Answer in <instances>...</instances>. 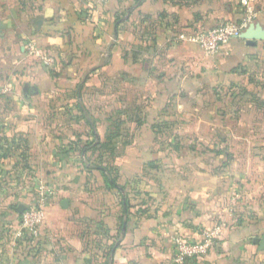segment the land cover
Instances as JSON below:
<instances>
[{"label":"rangeland","instance_id":"1","mask_svg":"<svg viewBox=\"0 0 264 264\" xmlns=\"http://www.w3.org/2000/svg\"><path fill=\"white\" fill-rule=\"evenodd\" d=\"M11 1L0 0V19L7 18L12 31L31 34L29 21L22 22L17 18L21 15L16 13L11 16L9 8H15ZM226 1L217 0L215 6L212 0L211 6L216 12L197 30L233 22L221 18ZM36 6L42 9L44 4ZM18 8L21 13V7ZM247 8L243 10V17L248 13ZM215 14H218L217 19ZM142 23L137 31L139 42L121 47V54L128 60L123 59L125 64L121 66L120 74L112 59L115 45L105 47L104 71L99 73L97 66L103 62H97L95 56L94 62L86 65L85 60L82 61L84 56H80L83 46L77 51L72 36L66 40L63 50L73 52L71 54L77 57L64 56L65 63L57 61L55 67L45 64L54 74L62 75L59 84L83 88L80 93L74 89L54 94L53 100L72 101L74 107L56 111L61 115H66L67 111L68 117L53 121L51 126L54 134L66 136L56 145L64 151L59 158L61 170L65 166L69 170H63L62 174L58 172L56 176L64 180L61 188L66 187L59 191L75 203L74 217L83 230L89 255L96 259L98 250L104 248V264H110L113 248L121 229L129 222V214L153 217L161 211L156 196L163 193L162 182L168 185L170 176L175 174L192 179L199 172L202 186L208 191L211 188L209 197L217 204L219 213L208 228L225 224L227 230L246 223L253 229L264 230V62L255 63L246 70L245 67L237 68V74L230 77L217 76L212 67L196 66V61L194 66L188 60L189 54L198 56L201 63L208 59L192 44L191 53H185L179 64L183 68L185 88L170 93L168 105L161 108L159 72L163 62L159 52L164 45L162 47L151 39L150 31H156L151 28L152 22L142 18ZM184 30L185 33L194 32L188 28ZM147 35L150 39L145 41ZM23 37V43H26L22 58L29 62L24 69L21 63L23 66L20 65L18 71L26 70L29 74L31 69L36 71L35 67L44 65L40 57L29 54V45H36L42 55L50 58L57 57L60 52L57 49L53 54V45H45L48 43L41 38L29 41V35ZM153 52L156 60L152 61L147 54ZM129 59H133L138 69L146 71L148 76L145 77L143 72L134 76L129 71ZM17 60L8 54L0 61V164L14 162L7 170L0 166V202L15 197V204L23 203L27 209H37L45 198L43 209L46 211L55 196L51 187L53 157L47 159V165L51 167L46 170L35 168L29 139L20 135L14 126L4 124L7 117L18 114L15 110L14 114L9 113L3 102L34 100L31 98V88L36 86L34 82L28 83L31 90L24 92L25 96L20 95L21 98L13 90L8 91L9 84L4 83L7 68L17 66ZM69 61L72 62L66 65ZM135 80L140 87L134 85ZM149 84L153 89L146 93ZM153 104L155 108H151ZM103 214L105 220L98 221ZM19 218L21 222L22 216ZM115 228L118 229L116 232ZM17 234L21 243L37 246L41 241V233L38 237H23L18 231Z\"/></svg>","mask_w":264,"mask_h":264},{"label":"crops","instance_id":"2","mask_svg":"<svg viewBox=\"0 0 264 264\" xmlns=\"http://www.w3.org/2000/svg\"><path fill=\"white\" fill-rule=\"evenodd\" d=\"M205 1L12 0L10 3L15 5V8H9V12L13 17L15 13L21 15L17 18L22 22L29 21L32 28L31 34L24 33L30 36L29 41H35L38 37L44 43H48L45 45H53V54L57 49L60 50L57 57L53 56L56 63L57 61L58 63L63 62L64 56L67 58V55H72L73 52L68 53L67 50H63L67 43L66 40L72 36L74 38L72 43L77 47V51L80 46H83L80 56H84L82 61L85 60L86 65L93 63L95 56L97 62H103L97 66L99 73L104 71L107 55L105 47L115 45L116 47L112 49L114 51L112 59L120 74L121 66L128 60L125 54H121V47L123 44L130 43L133 46L139 42L137 31L143 25L142 18L147 22H152L151 28H156V31H150L151 39H155L156 43L161 46L164 45L159 52L163 62L159 72L161 108H163L169 103L167 100L170 93H177L185 88L183 68H180L179 64L183 61L181 59L184 58L185 53H191L192 44L180 41L179 35L185 31V28L198 31L200 26L209 21L211 14L216 12L214 6H211L212 0H209V3ZM234 1L237 3L236 6ZM42 3L44 4L42 9L36 6ZM224 4V13L221 18L238 22L244 18L243 10L248 6L246 12L252 8L255 15L254 23L259 22L264 26V0H244V2L227 0ZM214 5H218L217 0H214ZM19 6L22 9L21 13H18ZM217 16L218 14H215L216 19ZM10 23L7 18L0 19V61H3L5 55L12 54L18 58L19 65L7 68L4 83L9 84L8 91L13 90L19 97L20 95L25 96L24 92L32 89L31 98L34 100L25 101L20 97L17 101L3 102L2 105L4 108L7 107L8 112L14 114L13 110H15L18 114L7 117L4 124L8 127L14 126L13 128L18 129L20 135L29 139L30 154L34 158L35 168L46 170L47 167H51L47 165V159L53 157V185L51 187L55 191V196L53 203L45 211L46 220L42 227L41 241L37 243V246L33 243H21L23 241L17 234V231L20 232L18 223H20L19 216L22 214L17 212L16 208L20 205L25 206V204H15V197H8L0 202V264H104V248L98 250L96 259L89 255V250L84 244L86 239L83 237V230L79 225V220L77 221L74 217L75 203L68 199L67 194L59 191L66 187L61 188L64 180L56 176L58 172L62 174L63 170H69L67 166L61 170L62 163L59 158L63 156L64 151L61 146L56 145L66 136L54 134L51 126H53V121L65 120L68 117L66 116L67 111L66 115L56 114V111L66 108L74 109V107L72 101L53 100L54 94L66 90L72 92L74 89L80 93L83 88L70 84L66 86L59 84L58 81L62 75L59 72H55L56 74L51 72V67L45 66L42 61L44 65L40 68L35 67L36 71L31 69L29 74L26 70L18 71L20 65L23 64L24 69L27 68L29 62L22 58L26 43H23L22 38L25 35L15 30L12 31L13 27ZM144 39L148 41L150 37L147 35ZM147 55L152 58V61L156 60L154 52ZM72 56L77 57V55ZM205 56L208 59L204 60V63H201L195 54H189L188 60L194 66L196 61V66L212 67L217 72V76L230 77L237 74V68L245 67L246 70L247 67L251 68L257 63L264 62V41L258 42L256 46H248L244 40H234L219 54ZM70 62L72 61L67 62L66 65ZM129 63V71L134 76L142 72L145 77L148 76L146 71L138 69L133 59H129ZM57 74L59 77H56ZM31 82H34L36 86L30 89L28 83ZM137 82L135 80L134 85L140 87ZM152 89L153 86L149 84L145 91L147 93ZM155 107L153 104L151 108ZM13 165V161L0 164L6 170L12 168ZM200 174L198 172L192 179L175 174L170 176L171 181L168 185H164L163 181V193L156 196L159 197L157 205L162 207L157 215L145 217L129 214V222L121 229L119 239L113 248L110 264H175L174 237L176 235L195 237L203 229L211 227L219 213L217 204L209 197L211 188L208 191L202 186ZM66 199L69 201V207L65 209L62 207V202ZM98 219V221H104V214ZM117 230L115 228L114 231ZM263 237L264 230L257 227L253 229L246 223L242 227H229L225 230L218 246L205 259L189 264H264V250L254 244L255 238Z\"/></svg>","mask_w":264,"mask_h":264},{"label":"built area","instance_id":"3","mask_svg":"<svg viewBox=\"0 0 264 264\" xmlns=\"http://www.w3.org/2000/svg\"><path fill=\"white\" fill-rule=\"evenodd\" d=\"M247 15L240 22H225L207 29H200L191 33H182L179 36L181 41L195 44L205 55L215 56L224 48L229 46L234 40H239L242 32L254 22L255 15L252 8L248 9ZM26 49V48H25ZM29 54L40 57L44 64L55 63L54 58L42 55L36 45L27 47ZM46 199L43 198L37 209H27L21 215L20 234L38 237L41 227L45 222V211L43 205ZM225 224H217L212 228H205L195 237L176 235L174 237V263L189 264L201 262L205 259L222 240L226 230Z\"/></svg>","mask_w":264,"mask_h":264},{"label":"water","instance_id":"4","mask_svg":"<svg viewBox=\"0 0 264 264\" xmlns=\"http://www.w3.org/2000/svg\"><path fill=\"white\" fill-rule=\"evenodd\" d=\"M240 40H244L248 46H256L258 42L264 41V26H262L259 22L250 24L241 34ZM63 208L69 207V201L63 200L62 202ZM26 210V206L20 205L16 208V211L20 214ZM254 244L259 245L261 250H264V237L263 238H255Z\"/></svg>","mask_w":264,"mask_h":264},{"label":"trees","instance_id":"5","mask_svg":"<svg viewBox=\"0 0 264 264\" xmlns=\"http://www.w3.org/2000/svg\"><path fill=\"white\" fill-rule=\"evenodd\" d=\"M113 187H114V185H113ZM124 206H126V205L124 204Z\"/></svg>","mask_w":264,"mask_h":264}]
</instances>
